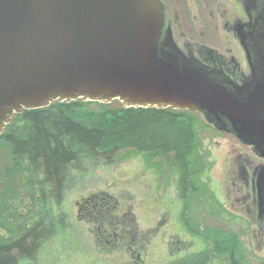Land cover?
<instances>
[{"label":"water","instance_id":"95a60500","mask_svg":"<svg viewBox=\"0 0 264 264\" xmlns=\"http://www.w3.org/2000/svg\"><path fill=\"white\" fill-rule=\"evenodd\" d=\"M248 1L242 65L177 44L160 0H0V136L25 111L118 102L198 115L264 158V0Z\"/></svg>","mask_w":264,"mask_h":264},{"label":"trees","instance_id":"16d2710c","mask_svg":"<svg viewBox=\"0 0 264 264\" xmlns=\"http://www.w3.org/2000/svg\"><path fill=\"white\" fill-rule=\"evenodd\" d=\"M198 117L172 110H124L81 102L54 103L15 116L0 136V149L6 151L8 160L0 166V182H6V190L0 193V228L7 232V236L0 234V264L29 261L42 242L56 236L66 220L61 212L56 216L52 206L58 202L61 209L62 193L86 162L109 165L129 152L145 154L172 166L183 190H196L199 131L206 130ZM24 186L44 193L43 214L27 229L20 227L24 220L17 217L13 205H7V192ZM237 250L232 240L211 246L212 254L227 264H244Z\"/></svg>","mask_w":264,"mask_h":264},{"label":"rangeland","instance_id":"374dc122","mask_svg":"<svg viewBox=\"0 0 264 264\" xmlns=\"http://www.w3.org/2000/svg\"><path fill=\"white\" fill-rule=\"evenodd\" d=\"M111 106L117 108L120 104L114 102ZM96 108L91 106V109ZM198 118L204 124L203 118ZM199 139L200 146L205 142L214 143V156L219 158H226L228 152L233 153L239 149L234 144L236 139L228 135H214L204 130L199 131ZM200 146L197 155L201 152ZM6 155V151L0 149V166L8 163ZM159 166L161 171L157 170ZM164 168L166 171L163 172ZM1 182L0 193H3L6 182ZM179 182L172 166L164 160L149 159L145 154L129 152L109 165L84 163L82 172L73 175L63 192L65 195L61 197L62 208L54 211L56 216L61 212L66 222L59 227L56 236L40 244L31 260L21 264H169L180 257L203 250L205 256L190 264H227L226 259L215 258L210 247L200 240L206 234V227H210L203 225L205 213L210 210L209 206L202 204V199L205 198L203 193H191L190 197L195 195L190 200L184 193L182 197L180 193H176V183L180 186ZM160 187L169 192L159 191ZM20 190L22 188H15L13 191ZM16 194L18 193L8 194L7 205L14 203L12 198L16 200ZM103 194L109 195L106 196L104 214L101 206L103 200H98ZM87 195L95 200L94 216L101 214L104 219L80 215V198ZM20 209L19 207L17 210ZM125 213L127 221H131V224L128 222L130 228H127L131 233L128 236L123 228L125 225L120 226L124 239L122 244L118 238L112 236L109 222L121 221ZM98 225H104L107 231L97 228ZM99 229L105 233L104 236L99 233ZM0 234L7 236L2 228ZM131 235L137 238L136 246L129 242ZM176 241L181 244L175 243ZM179 248L182 249L178 251ZM250 249L255 256L264 257V244L257 246L251 241Z\"/></svg>","mask_w":264,"mask_h":264},{"label":"flooded vegetation","instance_id":"af4514ba","mask_svg":"<svg viewBox=\"0 0 264 264\" xmlns=\"http://www.w3.org/2000/svg\"><path fill=\"white\" fill-rule=\"evenodd\" d=\"M160 1L164 6L166 27L171 30L177 44L180 46L197 44L215 49L229 58L235 59L239 64L245 65L246 61L240 38L245 34V32H242V28L250 21L249 16L253 13L251 3L248 0H201L197 3L196 0ZM205 127L208 132H212L214 135L223 134L207 125ZM234 144L238 145L239 149L234 150L233 153L228 152L226 158L221 157L223 158L221 159L214 156L213 150L216 147L214 143L205 142L203 146L198 143L201 147V152L198 155L201 157L199 156V173L195 181L196 190H183L181 184L178 186V183H176V193H180L182 197H184L183 193H203L205 198L202 199V204L210 208L205 213L206 217H204L205 222H203V225L211 228L206 227V232L204 231L206 234H203L205 236L200 240L210 247V251L213 244L221 240H232L236 246H242L241 248L238 247L237 250L239 260L244 264H259L264 261V257L255 256L251 252L250 246L251 241H254L257 246L264 244V158L257 156L253 148L244 146L237 140ZM220 161H223V163L221 164ZM157 170L161 171V167L159 166ZM159 191L169 192V190L166 191L161 187ZM7 193L12 192L8 191ZM14 193L20 194L11 206L17 217L22 221L24 220L20 227L30 228L34 221L38 222L43 214L44 193L38 189L31 192L25 187ZM195 194L191 197L187 195V197L189 196L190 200ZM62 195H65V193H62ZM106 196L109 195L103 194V197L98 198V200H103V203H101L103 214L106 211ZM80 201L81 204L79 205L82 210L80 215L83 214L87 218L93 216V218H99L100 220L105 218L101 214H97V217L94 216L93 209L96 207L94 199L87 195L80 198ZM19 207L21 209L17 210ZM52 207L54 211L60 208L58 202H55ZM125 215L126 213L119 222H109L111 233L112 231L114 233H112V236L118 238L117 240H120L122 244L124 239L120 226L125 225L123 228L128 236L131 233L127 229L130 228L131 221H127ZM224 215L226 216L224 217ZM185 224H187V219ZM98 227L105 229L104 225L103 227L98 225ZM100 229L99 233H102ZM106 231L105 229L104 232ZM104 232L102 233L103 236ZM191 235L193 234L191 233ZM129 242H133V245L136 246L137 238L131 235ZM175 243L181 244L179 241ZM126 246L131 248L129 245ZM181 249L179 248L178 251ZM205 254L203 250L196 254L180 257L169 264L184 262L190 264V262L203 258ZM214 257L219 259L217 256Z\"/></svg>","mask_w":264,"mask_h":264}]
</instances>
